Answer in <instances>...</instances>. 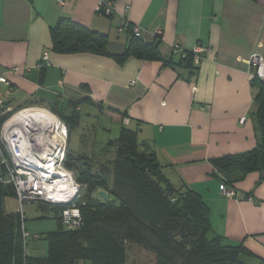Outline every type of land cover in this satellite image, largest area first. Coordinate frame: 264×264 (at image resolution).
Segmentation results:
<instances>
[{"label": "crops", "instance_id": "0c3cea01", "mask_svg": "<svg viewBox=\"0 0 264 264\" xmlns=\"http://www.w3.org/2000/svg\"><path fill=\"white\" fill-rule=\"evenodd\" d=\"M98 1L0 0V74L20 67L8 74L12 89L0 82V97L13 109L53 102L66 117L79 101V125L85 109L87 118L115 133L109 150L123 129L135 131L140 150L155 154L171 183L186 184L210 205L212 234L264 259V170L227 177L213 167V159L249 151L259 141L249 58L264 59V0H115L113 17L97 12ZM123 16L146 30L160 59L115 57L131 41L117 30ZM62 17L106 34L110 54L54 51L51 29ZM176 43L210 52L188 68L176 64ZM45 52L48 64L39 68ZM222 178L232 180L237 198L221 191Z\"/></svg>", "mask_w": 264, "mask_h": 264}, {"label": "trees", "instance_id": "16d2710c", "mask_svg": "<svg viewBox=\"0 0 264 264\" xmlns=\"http://www.w3.org/2000/svg\"><path fill=\"white\" fill-rule=\"evenodd\" d=\"M127 32L131 36L129 47L123 54H114L117 59L122 61L130 55L160 59L158 46L135 36L131 23ZM51 35L52 49L59 53L110 54L106 34L68 17L57 21ZM169 62L175 61L170 59ZM176 64L188 68L198 66L190 52L186 58L179 57ZM251 82L257 89L255 115L259 141L249 151L213 159L215 172L227 177L236 172L264 170V81L256 78ZM78 105L79 101L70 117L55 113L67 126L68 119L71 125H77ZM7 116L0 110V129ZM136 137L135 131L123 129L112 162L113 178L105 167L92 171L90 160L77 158L78 162L72 164L73 158L68 152L67 165L77 171L85 190L82 192L85 202H77L83 224L75 229L67 227L58 216L60 207L52 206L58 227L46 235L49 247L44 256L29 253L31 234L24 239L20 213H8L2 203L8 193L16 196L15 189L13 185L0 181V264H81L85 260L89 264H127L129 244L154 253V264H264L263 258L251 263L248 257H256L242 243L232 244L223 236L212 234L210 205L186 184L177 187L171 183L155 154L140 150ZM124 172L129 176L120 177ZM3 176L0 164V180ZM222 182L233 186L229 178H222ZM100 190L106 191L110 198L99 196ZM36 235L33 237L37 238Z\"/></svg>", "mask_w": 264, "mask_h": 264}, {"label": "built area", "instance_id": "2783aa9c", "mask_svg": "<svg viewBox=\"0 0 264 264\" xmlns=\"http://www.w3.org/2000/svg\"><path fill=\"white\" fill-rule=\"evenodd\" d=\"M55 1L61 5L65 3V0ZM96 9L99 14L114 16L115 0H99ZM129 24V19L123 16L118 20L117 30L126 33ZM132 32L135 36L145 39L146 30L132 24ZM160 34L161 30H157L156 35ZM189 52L193 54L194 64L198 65L210 49L200 44L191 50L183 49L178 43L172 46V54L175 56L186 58ZM47 64L48 53L45 52L38 67L43 68ZM249 64L250 80L258 78L264 81V75L258 73V69L264 68V59L258 54H253L249 58ZM19 70L18 66L9 68L0 74V82L11 88L8 74L17 73ZM135 82L136 80H132L130 84ZM43 109L48 110L53 118L37 113ZM0 110L2 114L8 115L0 129V164L4 170V176L0 181L13 185L21 207L27 201L59 206L58 216L67 227L71 229L81 227L83 218L77 202H85L82 199L84 186L78 180L77 171L66 162L70 133L64 119L39 104L13 109L1 97ZM124 120L127 122L128 118ZM244 121L245 117L240 119V122ZM220 188L227 197H238L234 186L221 182ZM19 213L22 235L26 239L30 233L25 227L22 209ZM35 237L38 238V235Z\"/></svg>", "mask_w": 264, "mask_h": 264}, {"label": "rangeland", "instance_id": "374dc122", "mask_svg": "<svg viewBox=\"0 0 264 264\" xmlns=\"http://www.w3.org/2000/svg\"><path fill=\"white\" fill-rule=\"evenodd\" d=\"M41 104V103H40ZM51 111L59 114V108L53 102L49 104H41ZM83 120L80 125H71L69 123V153L72 156V164L77 163V158H83L91 162L92 171H98L105 167L110 171V177L113 178L114 171H112V162L116 158L117 146L110 150L107 149L108 140L115 137L113 132L109 134L104 131L98 124V120L94 117L87 118L86 110H82ZM80 166H84L83 162H79ZM113 172V174H112ZM118 171H115L117 173ZM119 173V172H118ZM129 176L127 173H120V177ZM85 190H82L84 192ZM96 194V193H95ZM108 195V194H107ZM110 198L109 195L107 198ZM2 203L8 213H17L21 209L25 217V225L31 237L28 241L29 253L34 256H44L48 252L49 243L46 238L48 232L55 230L58 227V220L56 218L55 209L52 206L43 205L34 201L25 202L22 207L17 197L14 194L8 193L3 197ZM39 234L41 238H34L33 236ZM127 264H154L155 255L146 248L139 247L135 244L127 246ZM251 263H256L257 259L248 257ZM81 264H89V261H82Z\"/></svg>", "mask_w": 264, "mask_h": 264}, {"label": "bare ground", "instance_id": "6f19581e", "mask_svg": "<svg viewBox=\"0 0 264 264\" xmlns=\"http://www.w3.org/2000/svg\"><path fill=\"white\" fill-rule=\"evenodd\" d=\"M37 113L41 116H44V117L49 116L50 118H53V116L50 114V112L46 109L40 110Z\"/></svg>", "mask_w": 264, "mask_h": 264}, {"label": "water", "instance_id": "95a60500", "mask_svg": "<svg viewBox=\"0 0 264 264\" xmlns=\"http://www.w3.org/2000/svg\"><path fill=\"white\" fill-rule=\"evenodd\" d=\"M146 165L144 164V167H145ZM98 194H99V196H102V197H107L108 195H107V192L106 191H104V190H100L99 192H98Z\"/></svg>", "mask_w": 264, "mask_h": 264}, {"label": "clouds", "instance_id": "9594fccd", "mask_svg": "<svg viewBox=\"0 0 264 264\" xmlns=\"http://www.w3.org/2000/svg\"><path fill=\"white\" fill-rule=\"evenodd\" d=\"M55 113V112H54ZM70 133V132H69Z\"/></svg>", "mask_w": 264, "mask_h": 264}]
</instances>
